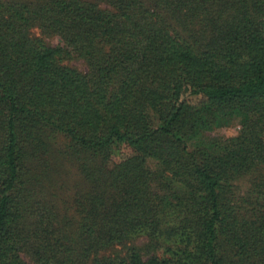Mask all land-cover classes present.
Instances as JSON below:
<instances>
[{"label": "trees", "instance_id": "trees-1", "mask_svg": "<svg viewBox=\"0 0 264 264\" xmlns=\"http://www.w3.org/2000/svg\"><path fill=\"white\" fill-rule=\"evenodd\" d=\"M0 264H264V0H0Z\"/></svg>", "mask_w": 264, "mask_h": 264}, {"label": "rangeland", "instance_id": "rangeland-1", "mask_svg": "<svg viewBox=\"0 0 264 264\" xmlns=\"http://www.w3.org/2000/svg\"><path fill=\"white\" fill-rule=\"evenodd\" d=\"M87 1H95V0H87ZM33 33L37 36L42 37L46 43L51 46H62L63 42L61 41L59 36L52 35V36H43L41 35L40 31L34 30ZM65 65L72 66L74 68L79 69L81 72H87V66L85 62L79 58L68 59L64 61ZM241 131V126L237 123H233L228 127L218 128L213 131L203 132L200 135L193 138L189 141V148L193 150L197 145L207 142L213 139H227L231 137L237 136ZM132 154V150L128 148H123L120 153H117L113 158V163L118 162L120 159L129 156ZM148 167L150 170L155 171L156 169V162L153 160L148 161ZM70 172V177L76 173V170L73 169ZM254 176L247 175L240 179H237L233 185L235 187V192L239 198H246L249 194L250 189L252 188V184L254 181Z\"/></svg>", "mask_w": 264, "mask_h": 264}]
</instances>
